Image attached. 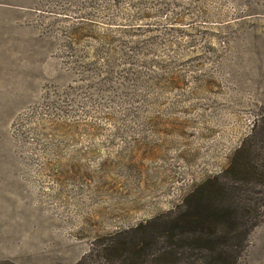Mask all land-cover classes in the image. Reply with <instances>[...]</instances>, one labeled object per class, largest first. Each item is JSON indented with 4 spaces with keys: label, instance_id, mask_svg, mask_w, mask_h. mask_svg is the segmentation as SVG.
Masks as SVG:
<instances>
[{
    "label": "rangeland",
    "instance_id": "obj_1",
    "mask_svg": "<svg viewBox=\"0 0 264 264\" xmlns=\"http://www.w3.org/2000/svg\"><path fill=\"white\" fill-rule=\"evenodd\" d=\"M208 179L264 264V0H0V264H161Z\"/></svg>",
    "mask_w": 264,
    "mask_h": 264
},
{
    "label": "trees",
    "instance_id": "obj_2",
    "mask_svg": "<svg viewBox=\"0 0 264 264\" xmlns=\"http://www.w3.org/2000/svg\"><path fill=\"white\" fill-rule=\"evenodd\" d=\"M91 79L93 78L91 77ZM213 186L214 189H211ZM215 187L216 180L213 179H208L201 183L191 192V196L194 198L187 203V210L175 218H170L167 222L161 233L162 237L165 236L168 239L169 247L154 255V257L159 259V263L173 264L174 260L172 259L179 255L182 256L183 264H237L239 249L223 248L225 243L229 242L226 239L227 232L223 231L225 229L223 225H226V223L231 224V222H227L229 212L218 211L216 206L208 203L204 204L200 199L202 196L212 197L215 194ZM211 190L213 191L209 192ZM219 226H222L223 230ZM143 227L139 226L131 232L140 233ZM142 236L140 234L136 238V240L140 239L141 244H137L136 240L131 239L125 240V242L123 241L124 238L122 240L123 243L119 242L116 244L115 247L119 250H122L127 245L131 248L124 253L122 262L139 264L140 256L146 255L144 254L145 245L150 246V242ZM109 248L108 246L103 249L106 255H109L107 254ZM174 249H179V252H174ZM128 255L129 258L127 257L128 259H126L125 257Z\"/></svg>",
    "mask_w": 264,
    "mask_h": 264
}]
</instances>
